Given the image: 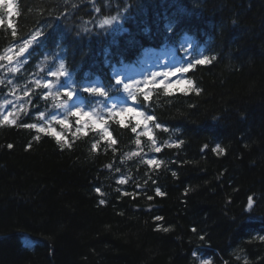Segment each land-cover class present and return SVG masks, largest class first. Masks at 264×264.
<instances>
[{
  "label": "trees",
  "instance_id": "1",
  "mask_svg": "<svg viewBox=\"0 0 264 264\" xmlns=\"http://www.w3.org/2000/svg\"><path fill=\"white\" fill-rule=\"evenodd\" d=\"M8 12L0 55L45 32L26 75L63 56L78 83L114 87L116 66L185 35L203 45L194 61L211 63L186 73L191 91L137 96L155 117L151 136L111 117L108 140L60 124L58 142L22 126L51 106L36 104L41 91L15 124H0V264H264V0H17ZM142 139L161 143L154 165Z\"/></svg>",
  "mask_w": 264,
  "mask_h": 264
},
{
  "label": "rangeland",
  "instance_id": "2",
  "mask_svg": "<svg viewBox=\"0 0 264 264\" xmlns=\"http://www.w3.org/2000/svg\"><path fill=\"white\" fill-rule=\"evenodd\" d=\"M15 3L16 0H11L12 7L10 9L8 6L9 0H0V7L6 6L12 13L13 11H15ZM19 44L12 46L10 48L11 51H9L10 50L9 49L6 52V55L14 56V61L20 60V58L15 57V50L19 46ZM194 44L195 43L191 41V39L188 37L183 41V44L180 46V49L183 51L186 60L185 67L187 66L188 63L191 62L190 59L193 58L191 56L192 53L191 49ZM32 46L30 48H32ZM176 53H177V49L172 47L170 49L168 48L166 50H162L161 52L148 53L136 65L125 66L124 64L123 65L124 67L117 68L115 70L116 79H119L120 83H117V85L113 88L104 85L98 79L86 81L81 86V90H85L86 88L93 86L101 88L103 89L104 92L107 93L106 96L103 95L102 93L83 94L82 93L83 91H79V89L77 88V84L74 81V75H72L71 72L67 71L65 68L63 69V71L66 73V75L59 77L51 76L50 75L51 72L60 71V63L62 62V60L58 62L57 57L51 58L50 61H47L44 64V68L38 69L37 73L33 75L24 74L23 61L20 63L13 62L12 67L19 69V71L9 72L8 62L5 60L6 66L4 72L7 71V74H5L4 77L0 76V81H2V83L4 82L6 85L8 84L9 93H7L6 96L5 94L2 93V95L0 96L1 119L3 115H6L9 111L15 114H20L21 112L24 111V109L29 103L28 99L24 95L26 91L33 93V90L34 91L42 90L43 94L41 95L39 101L36 102V104L48 100L51 106H48L46 108V111L47 112L49 111L50 118L45 114L40 116L41 118L39 119L41 120V125H44L45 127L51 126V124H53L51 123V118L53 115L57 117L56 121L60 119L65 120L64 113H61L62 108L60 107L59 104L62 102L61 105H63V107H65L66 109H70V114H72L76 108H79L81 110V113H89L92 119L96 120L97 122L103 123L104 128L107 129V127L105 126V122L108 116L114 115V113L121 112L127 107L140 108L136 100L135 101L132 100L131 96L129 95V91L132 92V94L137 97L140 92L148 90L152 86H163L159 84V81L161 79H163L165 83H173V84H175V82L178 80H186L184 73H176L175 75L169 76L167 78L163 76H158L154 78L155 79L154 84H149L148 87L145 88V82L148 78L151 77V73L164 72L167 71L168 69L174 70L175 68H180L178 65L174 66L173 63L171 62L172 58L176 56ZM24 59L25 56L23 60ZM21 73L23 74V76L19 78ZM15 74H19V75L15 76ZM20 79H22L23 82H19ZM38 79L41 80L40 86H37L35 83V81ZM45 80L53 81V84L50 88L47 89L43 88V82ZM9 81L11 83H9ZM124 84L130 85L128 91L125 90ZM181 86L187 88L188 85L187 84L177 85V87L172 91H179V88ZM65 88L69 90H73L75 92V96L67 101L68 102L67 105L64 104V101L67 99L66 95L64 94ZM58 92L60 93V95H56V93ZM20 103H23V108H20L19 106ZM113 105H115V107H113ZM144 115L148 116L145 113ZM116 116L120 118V116L118 115ZM11 117L12 116L9 117V120ZM125 117H130V116H125ZM131 118L135 121V117H131ZM78 119H80V117H77V120ZM83 119L87 121L89 125H91V120L89 119L88 116H84ZM69 121L70 119L68 120V122ZM81 128L83 130L87 129L84 127L83 123H81ZM139 128L145 131L148 130L147 128L144 127L143 124H141ZM148 128L150 129L152 128L151 121H148ZM108 130L109 129H107V131ZM142 142H143L142 148L149 150L148 153L149 155H147V157L145 156L146 162L148 163L149 160H155V156L157 152L156 150L160 148L161 143L155 139L153 140L142 139ZM150 165H154V164H150ZM201 259H203V257ZM206 259L211 260L208 258Z\"/></svg>",
  "mask_w": 264,
  "mask_h": 264
},
{
  "label": "snow or ice",
  "instance_id": "3",
  "mask_svg": "<svg viewBox=\"0 0 264 264\" xmlns=\"http://www.w3.org/2000/svg\"><path fill=\"white\" fill-rule=\"evenodd\" d=\"M8 6L11 9V7H12L11 0H9ZM96 11L97 12H101V9L97 8ZM118 15L117 16H113L111 19H104L100 23V27L103 28L105 25H111L113 23V21L118 19ZM65 19H66V17H65ZM0 23H2V21H0ZM9 24H11V21H9ZM45 27H46V25H45ZM44 33L45 32L43 30H37V32L35 34L31 35L29 38H21L22 43H20L19 46L15 50V57L20 58V60L14 61V56L13 55H6V56L0 55V61H5L6 60L8 62V70H9V72L19 71V69L12 67V63L13 62H16V63L22 62L25 54L28 55L29 48L34 43L38 42V40H39L38 37H42L44 35ZM12 35L16 36L15 30H13ZM9 51H11V49ZM210 63H211V60L209 59V57L208 56H203L202 58L197 59L194 62L188 63L186 67L175 68L174 70L173 69H168L167 71H164V72H153V73H151V77L146 80L145 88H147L149 84H154L155 83V79H154L155 77L163 76V77L167 78L169 76L175 75L176 73H187L195 65H205V64H210ZM3 66H4L3 64H0V67H3ZM64 68H65V65H64L63 62H61L60 63V71L51 72L50 75L53 76V77L64 76V75H66V73L63 71ZM0 83H2V81H0ZM9 83H11V82L9 81ZM35 83H36L37 86H40L41 80L38 79V80L35 81ZM117 83H120L119 79H117ZM52 84H53L52 80H45L43 82V88H45V89L50 88L52 86ZM159 84L163 85V87H164V89L166 91H172L173 89H175L177 87V85H185V84H187L189 87L185 88V87L181 86L179 88L180 92H187V91H191L192 90L191 81H186V80H178V81L175 82V84H173V83H165L164 80L161 79L159 81ZM124 88H125L126 91H128L129 88H130V85L129 84H124ZM84 91L87 92V93H102L105 96L107 95V93L104 92L103 89L98 88V87H94V86L86 88ZM195 91H197V93H199V89H195ZM64 94L67 97V99L64 101V104L67 105V101L72 99L75 96V92L73 90H69V89L65 88L64 89ZM24 95L28 99V102H31L33 93H31L29 91H26L24 93ZM56 95H60V93L58 92V93H56ZM129 95L131 96L132 100H134V101L136 100V96L133 95L132 92L129 91ZM150 99H151L150 92L145 91L144 92V100H150ZM19 106H20V108H23V103H20ZM113 107H115V105H113ZM141 107H143V105H141ZM72 114L77 116V117H80V119L77 120V123L78 124L83 123L85 128L89 127V124H88L87 121H85L83 119V117L84 116H88L89 119L91 120V125L90 126L93 127V128H96V129H102L103 132H104L103 138L105 140H108L111 137V133L108 132L106 128H104L103 123L97 122L96 120L92 119L89 113H81V110L79 108H76L75 111ZM12 115H13V112H11V111H9L6 115H3L2 119H0V124H7V123L15 124L16 123L15 119H13L11 121L9 120V117L12 116ZM42 115H43V113H41V116ZM114 115L120 116V123L121 124H124L125 116L135 117L136 127H133L131 129V131L133 133H135L137 131V129L140 127V125L143 124L144 127L147 128L148 130L146 132L141 133V135L151 136L152 132H151V129L148 128V121L154 120L155 117H153V116H145L144 113L140 110V108L127 107L126 109L122 110L121 112L114 113ZM52 120H54V121L57 120V117L55 115H53L52 116ZM57 122L59 124L68 126V121L67 120L60 119ZM22 126L26 127V128H30V129H37V131L41 132V133H48L50 135H53V136L56 137L58 142L63 139V134L61 132L56 131V129L54 127H51V126L45 127L44 125H39L38 126L37 124H24ZM156 127L159 128V127H161V125L157 124ZM77 131H80V129H78ZM85 135H87V132H85ZM36 138L39 139V137H36ZM112 143L114 144L115 140H113ZM137 143H139V141H137ZM7 147L9 149H11L13 146L11 144H9V145H7ZM29 147H31V145H29ZM93 147H95V145H93ZM205 147H207V145H205ZM216 149L218 150L217 154H220V153L223 152V149L220 147L219 144L216 145ZM156 151L159 152L160 150L157 149ZM148 163L149 164H155L156 161L155 160H149ZM121 183H124V181L122 180ZM156 191H157V193L159 195H163V193L160 192L159 188H157ZM96 192L99 193L100 192V188H96ZM99 203L100 204H104L105 201L103 199H101L99 201ZM254 203L255 202L253 200V197H251V196L248 197V211L249 212H251L253 210ZM155 219L157 221H160V220L163 219V217L156 216ZM158 227H162V226L158 225ZM162 230L164 232L169 231L168 228H162ZM193 231L195 232L196 229H193ZM200 239L203 240L204 237H201ZM258 239L264 241V235L259 236ZM191 255L193 257H197V251L194 250L191 253ZM237 259H239V257H237ZM200 264H212V261L211 260H207V259H201L200 260ZM225 264H227V262H225Z\"/></svg>",
  "mask_w": 264,
  "mask_h": 264
}]
</instances>
